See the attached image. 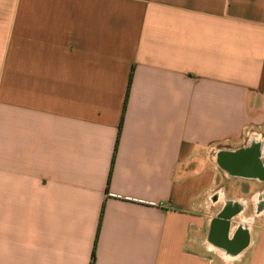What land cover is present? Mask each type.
Listing matches in <instances>:
<instances>
[{
	"label": "crops",
	"instance_id": "crops-1",
	"mask_svg": "<svg viewBox=\"0 0 264 264\" xmlns=\"http://www.w3.org/2000/svg\"><path fill=\"white\" fill-rule=\"evenodd\" d=\"M253 184L264 0H0V264H264Z\"/></svg>",
	"mask_w": 264,
	"mask_h": 264
},
{
	"label": "rangeland",
	"instance_id": "rangeland-1",
	"mask_svg": "<svg viewBox=\"0 0 264 264\" xmlns=\"http://www.w3.org/2000/svg\"><path fill=\"white\" fill-rule=\"evenodd\" d=\"M250 189L252 190V191H254V193H260L261 194V196L258 198V195L256 194V197H254V210H255V213H257V210H258V207L256 208V205L258 206L259 205V207L261 208V204L263 205V198H262V195L264 194V190H263V185H261V184H253L252 185V188L251 187H248L247 186V188L245 189V191L248 193V192H250ZM263 193V194H262ZM257 198V199H256ZM248 202V201H247ZM222 210H224L225 212L226 211H234L235 210V207H224ZM243 211H244V208H241V211H240V215L242 214H244L243 213ZM252 212V210L251 209H249V212L248 213H251ZM244 216V215H243ZM257 218V217H256ZM240 221V223L239 224H243L244 226L245 225H247V224H249V225H251L250 223H248V221H251V219H249V220H246L244 217H242V219H240L239 220ZM247 223V224H246Z\"/></svg>",
	"mask_w": 264,
	"mask_h": 264
},
{
	"label": "built area",
	"instance_id": "built-area-1",
	"mask_svg": "<svg viewBox=\"0 0 264 264\" xmlns=\"http://www.w3.org/2000/svg\"><path fill=\"white\" fill-rule=\"evenodd\" d=\"M250 136H253L254 138L257 137H261V134L259 132H255V131H248Z\"/></svg>",
	"mask_w": 264,
	"mask_h": 264
}]
</instances>
